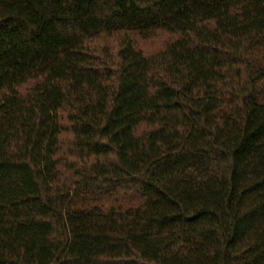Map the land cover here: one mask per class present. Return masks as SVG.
<instances>
[{"label": "trees", "instance_id": "1", "mask_svg": "<svg viewBox=\"0 0 264 264\" xmlns=\"http://www.w3.org/2000/svg\"><path fill=\"white\" fill-rule=\"evenodd\" d=\"M0 264H264V0H0Z\"/></svg>", "mask_w": 264, "mask_h": 264}, {"label": "rangeland", "instance_id": "2", "mask_svg": "<svg viewBox=\"0 0 264 264\" xmlns=\"http://www.w3.org/2000/svg\"><path fill=\"white\" fill-rule=\"evenodd\" d=\"M173 40V37L165 32H156L152 37L147 40L134 39L137 47L147 55L154 54L162 50L168 43ZM99 47L109 46L115 47V41L113 39L102 40L99 42Z\"/></svg>", "mask_w": 264, "mask_h": 264}]
</instances>
